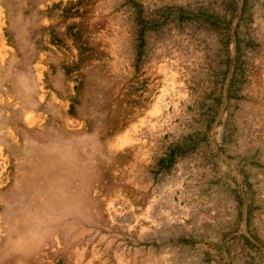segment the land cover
<instances>
[{
	"label": "rangeland",
	"instance_id": "374dc122",
	"mask_svg": "<svg viewBox=\"0 0 264 264\" xmlns=\"http://www.w3.org/2000/svg\"><path fill=\"white\" fill-rule=\"evenodd\" d=\"M54 141L87 217L0 264H264V0H0V215Z\"/></svg>",
	"mask_w": 264,
	"mask_h": 264
},
{
	"label": "bare ground",
	"instance_id": "6f19581e",
	"mask_svg": "<svg viewBox=\"0 0 264 264\" xmlns=\"http://www.w3.org/2000/svg\"><path fill=\"white\" fill-rule=\"evenodd\" d=\"M60 146L56 141L37 145L23 161L19 192L12 193L4 215H0L5 222L2 247L14 248L15 242L17 246H25L38 225L77 219L82 207V214L87 217L82 188L74 185L79 181V171ZM75 225L74 221L65 222L60 230Z\"/></svg>",
	"mask_w": 264,
	"mask_h": 264
}]
</instances>
